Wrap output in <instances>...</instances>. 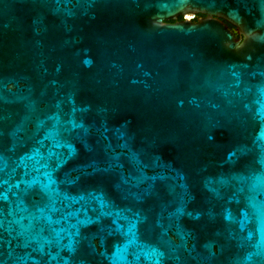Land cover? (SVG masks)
<instances>
[{
	"label": "water",
	"instance_id": "1",
	"mask_svg": "<svg viewBox=\"0 0 264 264\" xmlns=\"http://www.w3.org/2000/svg\"><path fill=\"white\" fill-rule=\"evenodd\" d=\"M0 264H264V0H0Z\"/></svg>",
	"mask_w": 264,
	"mask_h": 264
},
{
	"label": "flooded vegetation",
	"instance_id": "2",
	"mask_svg": "<svg viewBox=\"0 0 264 264\" xmlns=\"http://www.w3.org/2000/svg\"><path fill=\"white\" fill-rule=\"evenodd\" d=\"M189 15V14H188ZM187 14H184V15H179L177 18H176V20H170V22H174V21H181V20H183L184 18H189V16H188ZM200 17H203V15L202 14H199V13H196V14H193V17L192 18H189V19H191V20H196V19H198V18H200ZM229 25V27H230V29L232 30V32H233V36H234V38H240V34L238 33V29L237 28H235L234 26H232V25H230V24H228Z\"/></svg>",
	"mask_w": 264,
	"mask_h": 264
},
{
	"label": "built area",
	"instance_id": "3",
	"mask_svg": "<svg viewBox=\"0 0 264 264\" xmlns=\"http://www.w3.org/2000/svg\"><path fill=\"white\" fill-rule=\"evenodd\" d=\"M189 16V18H192L193 17V15H188Z\"/></svg>",
	"mask_w": 264,
	"mask_h": 264
},
{
	"label": "rangeland",
	"instance_id": "4",
	"mask_svg": "<svg viewBox=\"0 0 264 264\" xmlns=\"http://www.w3.org/2000/svg\"><path fill=\"white\" fill-rule=\"evenodd\" d=\"M188 15V14H187ZM189 15H193L192 13L191 14H189Z\"/></svg>",
	"mask_w": 264,
	"mask_h": 264
}]
</instances>
